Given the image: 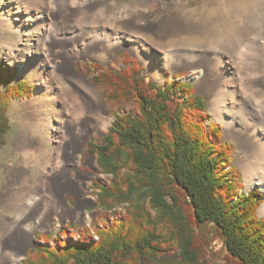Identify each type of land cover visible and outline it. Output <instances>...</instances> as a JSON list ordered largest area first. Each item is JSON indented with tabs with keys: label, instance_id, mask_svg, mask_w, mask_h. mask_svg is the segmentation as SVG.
Instances as JSON below:
<instances>
[{
	"label": "trees",
	"instance_id": "trees-1",
	"mask_svg": "<svg viewBox=\"0 0 264 264\" xmlns=\"http://www.w3.org/2000/svg\"><path fill=\"white\" fill-rule=\"evenodd\" d=\"M121 57L134 64L128 54ZM86 65L114 115L102 140L89 144L101 173L110 176L98 185V205L120 206L124 213L92 228L96 237L84 228L76 242L61 239L65 232L37 233L21 264H202L205 229L219 239L228 260L264 264L260 194L241 190L231 147L221 140L218 124L207 122L206 103L194 86L157 85L140 75L138 65L119 71ZM14 76L13 68L0 64L6 88L0 135L6 98L31 89L25 81L10 84Z\"/></svg>",
	"mask_w": 264,
	"mask_h": 264
},
{
	"label": "bare ground",
	"instance_id": "bare-ground-1",
	"mask_svg": "<svg viewBox=\"0 0 264 264\" xmlns=\"http://www.w3.org/2000/svg\"><path fill=\"white\" fill-rule=\"evenodd\" d=\"M90 1L16 0L26 9V15H34L26 31L41 27L38 41L50 43L40 56L20 66L21 74L33 72L40 65L45 71L35 79L39 86L30 99L24 100L22 109L12 106L10 110L21 128L12 150H7L12 151L11 159L17 166L6 170L7 180L0 188V214L5 211L23 217L42 201L46 218L26 223L25 236L16 240L14 251L7 246L0 250V264H18L26 240L63 204L64 185L58 182L79 166L80 154L76 153L94 131L89 123L102 128L108 123L107 107L100 95L73 67L75 60L87 53L101 52L102 58H109L126 48L146 63L155 79L160 77L162 65L172 67L187 60L191 68L199 70L195 81L206 95L212 117L224 125L225 136L234 144L246 189L258 186L264 193V20L231 26L230 33L220 34L218 19L211 18L200 28L183 24V18L167 23L146 7L137 15L126 12L107 28L101 19L114 12L118 1ZM77 4L80 8L76 10ZM140 22L150 26L144 28ZM0 24L21 31L1 12ZM69 24L83 30L75 39L66 35ZM201 34H205L206 43L191 52L184 50L185 46L167 45L173 38ZM60 38L69 42L58 46L55 40ZM71 43L79 47L69 51L66 47ZM151 48L159 49L161 62L155 63L147 54ZM62 49L65 52H60ZM51 129L54 134L47 135ZM259 213L264 215V201Z\"/></svg>",
	"mask_w": 264,
	"mask_h": 264
},
{
	"label": "rangeland",
	"instance_id": "rangeland-1",
	"mask_svg": "<svg viewBox=\"0 0 264 264\" xmlns=\"http://www.w3.org/2000/svg\"><path fill=\"white\" fill-rule=\"evenodd\" d=\"M98 0H91L90 3H95ZM110 1V0H106ZM118 7L106 17L101 19V23L109 28L119 17L123 16L126 12L130 14H140L144 8L148 7L154 10L156 16L163 22L179 21L184 19L183 24L193 27H203L210 21L211 18L218 19V32L220 34H226L231 32L233 26L239 27L242 24L253 23L256 21L264 20V0H117ZM86 3V2H85ZM83 6V5H82ZM184 7L182 13L181 8ZM79 4L74 9H79ZM139 11V12H138ZM0 12L3 15L11 17L15 27H20L21 31H12L7 25L0 24V64H5L15 70V76L10 84L17 81H25L30 87V90L22 89V96L6 98V102L3 105L4 111L2 113L3 122L1 127L3 133L0 135L3 142L0 144V188L6 182V170L8 166L14 168L17 166V161L11 159L12 144L16 137V132L20 130L21 123L14 118V112H10L11 107L15 109H22L25 99H30L34 95L36 86H39L35 79L39 78L45 71V67L40 65L38 69L30 73L21 74L20 66L22 63L27 62L30 58L40 56L42 52L47 49L50 41L42 44L38 41L37 35L42 28L34 29L32 31H26L27 24L33 19L34 15H26V9L22 5H18L16 0H0ZM138 12V13H137ZM186 13V14H185ZM144 13H142L143 15ZM184 15V16H183ZM141 18V15H140ZM140 26L148 27L147 23L140 22ZM109 26V27H108ZM223 26V27H222ZM232 26V27H231ZM235 27V28H236ZM87 29V27H85ZM40 31V32H39ZM83 30L78 25L69 24L66 30V35L75 39L78 32ZM125 33V32H124ZM218 33V34H219ZM201 34L191 38L172 39L167 44L168 46H185L183 49L189 52L196 50V46L204 45L207 38ZM217 35V33H216ZM66 36V37H67ZM134 36V35H131ZM53 42V41H52ZM58 46L65 45L68 41H64L63 38L55 40ZM212 43H216V40L212 39ZM72 45V46H71ZM79 47L71 43L66 47L70 51ZM66 49H62L60 52H65ZM39 51V52H38ZM122 53L129 55L130 60L134 64H128V60H124L121 57ZM150 55L155 63L161 62V52L158 48H151ZM100 52L92 55L87 53L85 56L78 57L74 62V70L84 74L88 82L94 86L98 94L100 95L103 104L107 107V119L108 123L105 128L97 127L93 122L89 125L94 129L93 133L83 142L80 151L76 155L80 154V162L77 168H71L66 177L62 178L58 183L64 185L63 191V204L59 206L56 213L50 215V219L34 232V235L26 240L25 249L32 248L34 243H37L36 234L52 233L55 236L61 232L67 233V235L61 236V239L68 238L70 242H76L81 237V233L84 228L89 230L90 234L94 235L92 228L100 227L110 223V220L116 219L120 214L124 213L122 207L118 206L103 210L98 205V185L106 184L109 180V175L102 174L96 163V156L92 155L89 151L90 143H98L102 140L105 132L112 123L114 115L112 114L113 108L104 100L101 88L95 85L91 81V74L87 72L86 67L89 63H98L105 68H111L119 71L127 66L138 65L142 68L140 75L147 76L157 85H167L171 82H188L194 86L196 94H200L206 103V114L208 115L207 122H214L218 124L221 132V140L228 142L231 147L232 165H234L239 171L238 181L243 192L255 191L260 194L261 203L257 206L256 212L260 217L264 218V215L259 213V208L264 201V193L258 187L247 190L243 178V173L235 159V147L232 141L225 136L224 125L214 119L209 110V103L203 89L198 86L195 79L199 74V70L191 68L189 62L182 61L177 66H164L160 71V77L158 79L153 78L148 70V66L144 61L130 50L123 48L115 52L113 57L107 58ZM125 62V64L123 63ZM185 63V64H184ZM128 64V65H127ZM85 65V66H84ZM191 65V63H190ZM92 70V67H88ZM5 85L0 84V95L5 94ZM119 113H123L121 109H117ZM54 131L51 129L47 135H53ZM53 147V144H50ZM8 148H11L9 151ZM42 201L38 202L26 215L23 217L18 214L8 213L2 211L0 214V250L4 247H10V251H14V243L17 239H21L25 236V224L29 221H43L46 218L44 214ZM11 216V217H10ZM32 217V218H31ZM10 218V219H9ZM38 221V222H39ZM207 243L206 249L203 253L202 264H235L233 261L226 258V250L222 246L219 239L215 234H210L208 230H204ZM18 237V238H17ZM83 237V236H82ZM94 237H96L94 235ZM204 237V236H203ZM41 242V241H40ZM55 243V240L50 241V244ZM11 244V245H10ZM14 246V247H13ZM27 253L21 255V259L18 264H21L22 260L26 257ZM140 264H145L143 261Z\"/></svg>",
	"mask_w": 264,
	"mask_h": 264
},
{
	"label": "water",
	"instance_id": "water-1",
	"mask_svg": "<svg viewBox=\"0 0 264 264\" xmlns=\"http://www.w3.org/2000/svg\"><path fill=\"white\" fill-rule=\"evenodd\" d=\"M232 163H233V162H232ZM246 193H247V192H246ZM258 216H259V214H258ZM259 217H260V216H259ZM35 244H36V243L33 244L32 248L34 247ZM24 253H27V250H26V249H25V251L23 252V254H24ZM166 256H168V255H166Z\"/></svg>",
	"mask_w": 264,
	"mask_h": 264
}]
</instances>
